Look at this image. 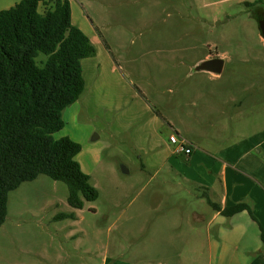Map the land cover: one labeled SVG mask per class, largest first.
Here are the masks:
<instances>
[{
	"label": "rangeland",
	"instance_id": "obj_1",
	"mask_svg": "<svg viewBox=\"0 0 264 264\" xmlns=\"http://www.w3.org/2000/svg\"><path fill=\"white\" fill-rule=\"evenodd\" d=\"M252 2L264 10V0H69L95 53L81 59L83 92L53 136L80 144L76 159L97 197L73 208L63 181L21 182L0 224V264H174L192 211L212 208L171 173L169 134L211 149H264V37ZM215 53L228 54L219 75L191 71ZM232 178L252 179L235 169Z\"/></svg>",
	"mask_w": 264,
	"mask_h": 264
},
{
	"label": "trees",
	"instance_id": "obj_2",
	"mask_svg": "<svg viewBox=\"0 0 264 264\" xmlns=\"http://www.w3.org/2000/svg\"><path fill=\"white\" fill-rule=\"evenodd\" d=\"M94 53L89 37L71 21L69 0H18L0 9V224L8 193L39 174L63 181L73 208L97 197L75 157L80 144L53 136L64 125L62 110L83 92L81 59ZM201 196L224 216L246 210L264 247V227L249 204L221 206Z\"/></svg>",
	"mask_w": 264,
	"mask_h": 264
},
{
	"label": "crops",
	"instance_id": "obj_3",
	"mask_svg": "<svg viewBox=\"0 0 264 264\" xmlns=\"http://www.w3.org/2000/svg\"><path fill=\"white\" fill-rule=\"evenodd\" d=\"M217 55V53L205 54L199 60ZM227 55L224 54L222 69ZM196 72H204L210 77L217 76L205 71ZM187 143L191 147L188 154L176 152L173 147L169 156L175 161L172 163L171 173L196 189L197 194L205 193L211 201L221 206L245 201L264 226V173L262 174L264 149L249 154L247 149L241 150L243 148L241 146L211 149L201 144ZM238 151L241 152L240 157L246 158L240 164L237 163ZM174 155H181L184 161H178ZM232 169L251 177L252 179H249L251 183L233 181ZM254 170H258L260 176H257ZM190 222L192 224L186 249L176 253V257L173 258L175 260H172L174 264H264V247L258 235L257 223L251 219L246 210L231 216H224L213 208L207 216L192 211ZM214 223L220 226L216 234L211 233ZM227 236H232V239H228ZM113 262V264H137L118 259Z\"/></svg>",
	"mask_w": 264,
	"mask_h": 264
},
{
	"label": "water",
	"instance_id": "obj_4",
	"mask_svg": "<svg viewBox=\"0 0 264 264\" xmlns=\"http://www.w3.org/2000/svg\"><path fill=\"white\" fill-rule=\"evenodd\" d=\"M257 26L259 33L264 37V16L257 21ZM223 66V58L219 56H214L210 58H205L197 61L191 71H205L209 72L212 75H218L221 72ZM122 172L126 173L127 169L124 166H121Z\"/></svg>",
	"mask_w": 264,
	"mask_h": 264
},
{
	"label": "built area",
	"instance_id": "obj_5",
	"mask_svg": "<svg viewBox=\"0 0 264 264\" xmlns=\"http://www.w3.org/2000/svg\"><path fill=\"white\" fill-rule=\"evenodd\" d=\"M168 140L174 145V149L176 152H183L184 154H188L191 151L190 145L184 139L178 138L172 133L169 134Z\"/></svg>",
	"mask_w": 264,
	"mask_h": 264
},
{
	"label": "flooded vegetation",
	"instance_id": "obj_6",
	"mask_svg": "<svg viewBox=\"0 0 264 264\" xmlns=\"http://www.w3.org/2000/svg\"><path fill=\"white\" fill-rule=\"evenodd\" d=\"M248 10L250 12L251 17H253L257 23V21L264 16V11L261 7L256 3H250Z\"/></svg>",
	"mask_w": 264,
	"mask_h": 264
}]
</instances>
